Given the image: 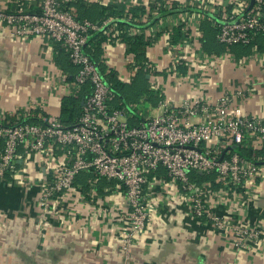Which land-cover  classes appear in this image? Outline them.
Returning <instances> with one entry per match:
<instances>
[{
	"label": "crops",
	"instance_id": "0c3cea01",
	"mask_svg": "<svg viewBox=\"0 0 264 264\" xmlns=\"http://www.w3.org/2000/svg\"><path fill=\"white\" fill-rule=\"evenodd\" d=\"M253 1L62 0V3L75 11L77 4L112 5L117 12L124 5L120 20H129L126 17L129 8L144 10L134 18L137 26L126 33L142 36L144 44L138 47L142 52L140 60L128 51V40L118 36L116 18L112 16L104 21L109 27L103 31L104 40L100 43L99 61L106 67L104 73L111 70L118 80H125L130 78L126 75L127 67L136 69L139 63L145 66L146 89L151 95H142L138 100H150V104L165 100L171 107H177L192 98L213 101L227 96L233 114L264 119V33L248 45L224 48L213 42L203 43L207 33L211 37L209 25L220 21L226 13L248 11ZM39 6L40 0H0V121L4 124L18 118L41 122L44 118L58 117L62 98L75 93L68 78L70 73L74 76L77 68L61 64L66 59L64 49L59 53L57 48L61 46L46 37L20 35L17 25L5 18L17 12H38ZM177 28L182 35L173 41ZM128 57L131 62L127 61L126 67L124 60ZM62 75L66 78L61 79ZM1 146L0 141V151ZM248 150L242 151L249 155ZM258 153L262 155V151ZM17 154L16 175L13 178L7 175L0 183V250L4 245L17 250L10 252V264H124L125 255L111 225L118 209L123 210L122 199L105 193L108 202L103 209L97 199L87 195L80 198L56 194L44 207L39 192L49 172L47 148L34 151L22 144ZM112 184L101 180L97 196ZM246 185L248 199H243L234 212L242 219L235 216L231 220H241L251 227L259 224L256 241L235 247L231 233L193 220L180 196L168 194L160 185L154 188L151 198L156 210L134 239L129 264H211V258L222 264L234 260L239 264L246 260L264 264V178ZM230 204L228 210L233 209ZM7 233L11 236L9 242L2 240ZM19 235H26L25 244L18 243ZM25 245L28 252L20 255L18 250ZM0 264H6L2 256Z\"/></svg>",
	"mask_w": 264,
	"mask_h": 264
},
{
	"label": "built area",
	"instance_id": "2783aa9c",
	"mask_svg": "<svg viewBox=\"0 0 264 264\" xmlns=\"http://www.w3.org/2000/svg\"><path fill=\"white\" fill-rule=\"evenodd\" d=\"M5 18L17 25L20 35L57 42L77 68L70 83L72 92L85 84L91 90L71 126L58 117L41 122L0 121V183L7 175H16L20 145L34 151L47 148L54 166L40 184V204L48 206L56 194L87 195L104 209L108 202L105 193L112 191L124 206L111 223L125 255L124 264H129L135 235L145 229L156 210L151 199L156 181L168 194L180 196L188 216L231 233L235 247L258 239L259 224L251 227L231 218L243 199H248L246 184L264 178V119L233 114L227 96L213 101L192 98L177 107L158 100L149 103L146 113L131 105L114 108L106 79L83 49L88 32L100 26L76 19V11L62 0H40L38 12H17ZM215 25L217 42L226 47L249 44L264 33V0H254L248 11L224 14ZM233 146L249 149V155ZM82 170L90 174L86 192L75 183ZM212 173V181L200 179ZM101 180L114 181L116 186L97 196ZM228 203L234 210H228Z\"/></svg>",
	"mask_w": 264,
	"mask_h": 264
},
{
	"label": "trees",
	"instance_id": "16d2710c",
	"mask_svg": "<svg viewBox=\"0 0 264 264\" xmlns=\"http://www.w3.org/2000/svg\"><path fill=\"white\" fill-rule=\"evenodd\" d=\"M75 9H76V19L78 20L87 19L91 22L96 23L98 26H100L99 29L90 30L88 32L87 41L83 49L86 52V54L89 55L90 60H92L96 64L98 70L103 75V77L106 79L112 91L113 97L110 102L111 106L114 108H122V107L124 108V106L127 107L130 100H138L140 96L146 95V94L148 96L151 95V91L146 89L147 72H144L143 68L145 66L142 63H139V66H140L139 70L141 71H138V73L134 77V80L131 83H123L122 81L116 78L115 73H113V71L110 70L109 72L104 73V70L106 69V67L102 62L99 61V58L101 56L100 43L104 40L103 31L109 27V25L107 23L106 25L104 21L106 18L110 16L114 17V19L116 18L115 25L118 31V36L121 38V40H124V41L128 40V51L134 54V57L136 58V60L137 59L140 60V57L142 56V52H139L140 50L138 47L144 44V41H142V36L140 34L138 35L131 34L127 36L126 33H127V30L128 31L130 30V27L137 26L136 23L134 22V18L136 17V15L138 16L140 13L142 14L144 10L140 11L137 8H129L126 12L127 13L126 17L128 16L129 20H120L119 18L124 16L123 12H125V9H126L124 5L119 6V12H117V10H114L112 5L101 7L97 4H91V6L86 7L83 4H77ZM169 13H170V10H167V14ZM155 20L156 18L152 19L151 20L152 23H154ZM208 27L210 30L209 34L211 35V37L207 35L208 33L206 31L207 34H206V37L203 38V43L206 42V44L207 43L210 44L211 42H213L215 46L220 44L219 46H223L225 48L226 46L224 44H221L217 42L216 40V37H215L216 25L215 24L211 26L209 25ZM181 35L182 34L180 31V28L175 29L173 33V41H176L177 39H179ZM256 36L251 40L249 44L253 42ZM57 50L60 53L61 51H63V48L60 47V49L57 48ZM66 59L65 61L61 62V64L65 68L75 67L73 64L70 63V61L67 58V55H66ZM70 75H71V78H68V80L73 79V74L70 73ZM90 90H91L90 85L85 84L81 86L79 90H77V92H75L74 94L69 95V96H64L62 98L60 113L58 116L62 124H64L65 126H71L72 124L76 122L77 118L80 116L83 110L81 101L86 99V96L89 94ZM26 121H29V120H26ZM237 151L240 154H244V152L242 150H239V148H237ZM85 176L88 177L89 174L79 173L75 177V183L77 182L83 183V179L85 178ZM214 177L215 175L212 173L211 175H206L205 178H206V181H212ZM201 178L202 176L200 177V179ZM106 182L107 181L102 180V183H106Z\"/></svg>",
	"mask_w": 264,
	"mask_h": 264
},
{
	"label": "rangeland",
	"instance_id": "374dc122",
	"mask_svg": "<svg viewBox=\"0 0 264 264\" xmlns=\"http://www.w3.org/2000/svg\"><path fill=\"white\" fill-rule=\"evenodd\" d=\"M130 60V57H128V58H125V60H124V64H125V66L127 67L128 66V63H130L131 62V60ZM127 61H129L128 63H127ZM128 68V67H127ZM127 68H126V71H127V73H126V75H128L129 74V77L130 78H128V79H119L120 81H122L123 83H131V79L133 80L134 79V77L136 76V74L138 73V71H141V70H139L140 69V66L138 65L137 67H136V69H134V68H128V70H127ZM147 76V75H146ZM146 80H147V78H146ZM151 101L150 100H130L129 101V103H128V105H131L134 109H137L138 111H141V112H145L148 108H149V103H150ZM127 105V106H128ZM130 106V107H131ZM126 106H124V108H125ZM123 108V107H122ZM146 113V112H145ZM51 158L52 157H50L49 158V164H48V166L49 167H53L54 166V164L51 162ZM80 173L81 174H89V172L88 171H85V170H82V171H80ZM90 175V174H89ZM191 178H193V176L191 175ZM86 179H87V176H85V178L83 179V183H79V184H81L82 186H84L83 188H84V192H86L87 191V183H86ZM201 180H206V178L205 177H202L201 178ZM98 184H99V182H98ZM155 186L157 187V188H159L160 187V185H159V183H158V181H156L155 183ZM116 186V182H114L113 181V184H112V187H115ZM110 192H112V191H110ZM110 192H108V193H110ZM96 194L98 193V189L96 190V192H95ZM111 194V193H110ZM236 216L238 217V216H240V214H236ZM193 220H195V221H202V220H198L197 218H194V217H191ZM240 219H242L241 218V216H240ZM237 221H241V220H237ZM202 222H204V221H202ZM242 222V221H241ZM204 223H206V225H210L209 223H207V222H204ZM243 223V222H242ZM212 228H213V226L212 225H210ZM214 229V228H213ZM215 230V229H214ZM140 234V233H139ZM137 236H138V234H136L135 235V239L137 238ZM2 240H4V241H11V236H10V233H7L6 235L5 234H3V236H2ZM18 240V243H23V244H25V242H27V238H26V235H23V236H20L19 235V239H17ZM4 245V244H3ZM1 251V255L0 256H2L3 257V260L6 262V264H10V261H9V258H10V256H12V254L13 253H15L17 250L16 249H10L9 248V245H4L3 247H2V249L0 250ZM208 250H206V252H207ZM10 252H12V254L10 255ZM27 252H28V249L26 248V245L25 246H23V247H20L19 248V250H18V253L21 255H23V254H27ZM207 254V253H206ZM7 258V259H6ZM209 262L211 263V264H216V263H218V264H222V263H220V261H217V259L215 258V259H213V258H211L210 260H209ZM225 263V262H224ZM225 264H239V262L238 261H236V260H234V261H230V262H226ZM243 264H252V261H250V260H246V261H244V263Z\"/></svg>",
	"mask_w": 264,
	"mask_h": 264
},
{
	"label": "water",
	"instance_id": "95a60500",
	"mask_svg": "<svg viewBox=\"0 0 264 264\" xmlns=\"http://www.w3.org/2000/svg\"><path fill=\"white\" fill-rule=\"evenodd\" d=\"M84 104V100L81 101V105ZM233 148H238L237 146H233Z\"/></svg>",
	"mask_w": 264,
	"mask_h": 264
}]
</instances>
